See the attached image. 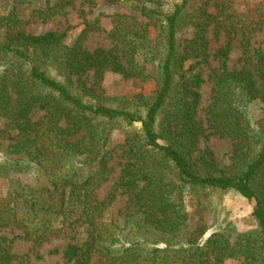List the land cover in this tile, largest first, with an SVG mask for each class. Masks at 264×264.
Here are the masks:
<instances>
[{"label": "trees", "instance_id": "trees-1", "mask_svg": "<svg viewBox=\"0 0 264 264\" xmlns=\"http://www.w3.org/2000/svg\"><path fill=\"white\" fill-rule=\"evenodd\" d=\"M6 1L12 3V8L0 13V28H6L9 32L8 37L0 41V114L21 133V139L15 147L33 148V154L37 157L42 149L41 138L45 136L50 146L55 144L64 150L70 149L71 152H65L71 153L73 157L84 155L93 161L97 160L98 165L97 170L85 179L76 178L80 176L77 172L73 177H59L55 181L56 199L50 192L49 198H28L24 201L28 202L29 210L35 213L30 225L24 223L26 238L35 242H43L46 238V232L52 225H48L44 217L39 215L45 209L61 215L65 220L69 217L83 218L89 224L91 237L84 244H70L65 250V255L75 259V264H89L92 251L103 256V264H224L227 258L238 253L244 256L242 264H254L258 260L256 253L243 250V247L237 250L236 244L231 245L220 235L213 234L203 246H198L194 235L200 229L197 228L191 235L188 230L182 234L187 229L189 213L175 188L179 190L183 182L204 188L235 189L256 201L253 214L259 224V244L264 264V128L260 131L253 128L248 112V104L255 100L261 103L264 112V49H258L253 54L246 50L245 62L240 69H230L228 66L230 43L221 49L220 67L214 72L215 95L207 118L212 133L238 141V155L247 157L254 144H259L260 148L237 174L201 173L196 170L190 155L205 134L203 123L195 117L201 99L198 87L202 80L197 76L195 87L184 84L180 92L175 93L174 66L178 61L182 63L190 57L208 56L207 31L213 22L219 26L226 25L229 33H235L229 15L224 16L227 19L225 23L226 19H219L217 15L203 10L196 21L195 37L183 57L178 53L177 23L185 3L165 17L168 51L161 64L160 87L146 114L142 116L122 108L85 102L67 84L49 75L45 65L51 64L67 76H81L93 71L97 79H102L106 72L111 71L125 78L146 79V66L141 63L140 55L148 40L149 23L115 14L112 28L107 31L115 47L111 50L88 51L80 39L70 43L64 33L49 31L35 35L26 33L22 27L25 20L23 16L45 20L63 13L65 6L73 5L75 0ZM136 4L146 3L137 0ZM144 6L142 8L151 15H161L157 7ZM23 9H27V14L24 11L21 13ZM94 28L103 29L98 21L88 22L83 36ZM37 110L44 111L45 121H33L32 115ZM162 112L165 114L161 120L162 133H159L156 126ZM97 118L139 122L144 140L140 148L147 146L150 153L169 162L179 178L180 184L177 186L167 183L157 169L147 165L144 155L138 156L142 164L137 160L128 162L118 186L122 188L119 194H126L129 204L135 208L130 213L134 223L119 222L107 215L118 193L97 200L93 189L86 188L96 181L97 176H105L108 170L109 149H103L100 144L99 132L93 122ZM134 148L131 152H134ZM207 154L212 155L210 151ZM202 158L205 160L204 165H212L204 156ZM66 186L70 189H66ZM13 211L14 216L15 213L17 216V209ZM0 220H3L2 216ZM17 220L24 222V217H17ZM129 223L132 227L127 232ZM131 234L133 238L129 239ZM149 236L152 244H149ZM176 239L179 242L173 243ZM159 242H163L164 246L157 247ZM185 243L189 245L188 248H184ZM176 244L179 245L178 249H174ZM0 264H14L10 247L1 243Z\"/></svg>", "mask_w": 264, "mask_h": 264}, {"label": "rangeland", "instance_id": "rangeland-1", "mask_svg": "<svg viewBox=\"0 0 264 264\" xmlns=\"http://www.w3.org/2000/svg\"><path fill=\"white\" fill-rule=\"evenodd\" d=\"M142 1L146 3L144 4L147 5L146 8L151 5L157 7L161 15H151L142 8L145 7L143 4H136L137 0H92V2L75 0L73 5L65 6L63 13L49 16L45 20L23 16L25 20L22 27L26 33L35 35L49 31L64 33L68 42L73 43L76 39H80L86 50L95 51L111 50L115 47L114 41L107 32L112 28V18L115 14L126 15L141 23H149L148 40L140 55L141 63L146 66L145 73L148 75L146 79L125 78L111 71L106 72L102 79H97L93 71L81 76H67L68 74L65 72L62 74L53 65H45L49 75L67 84L71 91L81 96L85 102L122 108L144 116L160 87L161 64L168 51L165 17L173 13L177 6L185 3L177 23L178 53L183 57L190 41L195 37L196 21L203 10L214 16L217 15L219 19H226L224 16L229 15V20L233 21L235 26V33H229V27L226 25L219 26L213 22L207 31L208 56L190 57L184 59L182 63L178 61L174 66L173 75L175 93H179L184 84L195 87L197 76L202 80L198 87L201 99L195 117L197 121L203 123L205 134L190 155L196 170L201 173L209 171L213 174L221 172L225 175L239 173L245 167V163L254 157L260 148L259 144L251 147L252 151L247 157L238 155L240 152L237 150L238 141L229 136L212 133L207 118L215 95L214 72L220 67L221 49L228 42L230 43L228 60L230 69H240L243 66L246 50L253 54L258 49H264V0ZM156 2L157 5L154 4ZM11 8L10 1L0 0V13ZM23 11L24 9L21 13ZM27 12L25 9L24 14ZM96 21L103 29H91L83 36L87 23ZM225 21L227 23V19ZM8 35L6 28H0L1 42ZM248 112L252 118L253 128L258 131L264 128V112L258 100L248 104ZM164 114L162 112L158 117L156 128L159 133H162L161 120ZM32 119L45 121L44 111H35ZM93 122L98 129L102 148L109 149L107 173L105 176H97L96 181H92L86 187L93 189L97 200H103L111 193L122 192V188L118 186L122 171L130 161L137 160L142 164L139 155H144L148 161L147 165L157 169L167 183L176 186L180 184L175 168L173 169L169 162L150 153L147 146L140 148L144 140L139 122L129 123L123 119L100 118ZM20 139L19 130L0 114V217H3V220H0V243L10 247L14 264H75V259L65 255V250L70 244L82 245L91 237L92 230L85 219L69 217L65 220L61 215L42 209L39 215L52 226L46 232L43 242H35L25 236L24 223L30 225L35 213L29 210L28 202L24 201L28 198L47 197L50 192L54 194L57 186L55 181L61 176L73 177L77 172L80 176L76 178H87L97 170V160L93 161L84 155L73 157L71 153L65 152V150L71 152L70 149L64 150L55 144L50 146L45 136L41 138L42 149L36 157L33 148L28 150L15 147ZM161 140L165 141L163 138ZM132 147H135L134 152H131ZM208 151L212 153L211 156L207 154ZM202 156L211 161L212 165H204L205 160ZM200 167L205 168L200 169ZM66 189L69 190L70 187L66 186ZM80 189L84 190V188ZM175 190L182 197L184 208L189 213L188 226L182 234L187 230L192 234L194 230L200 229L201 231L194 235L198 246H203L213 234L220 235L231 245L236 244L237 250L243 247V250L248 249L256 253L258 260L254 264H262L259 224L253 214L256 205L254 199L243 196L235 189L204 188L183 182L180 189L175 188ZM53 198L56 199V194ZM3 199L6 201L2 202ZM13 209L15 212L17 209V216L16 213L14 216ZM134 210L133 205L129 204L128 196L119 194L116 201L109 206L107 215L119 222L134 223L130 217V213ZM17 217H24V222L20 223ZM131 223L127 225V232L132 227ZM132 238L131 234L129 239ZM148 238L149 244H152L150 236ZM179 239L173 243L179 242ZM159 243L157 247L164 246L163 242ZM178 246V244L174 245V249H178ZM183 246L189 247L187 243ZM238 254L227 258L224 264H242L244 256L242 253ZM103 263V256L99 252L92 251L89 264Z\"/></svg>", "mask_w": 264, "mask_h": 264}]
</instances>
